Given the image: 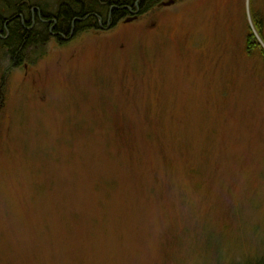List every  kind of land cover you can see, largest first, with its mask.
Listing matches in <instances>:
<instances>
[{
	"label": "rangeland",
	"instance_id": "obj_1",
	"mask_svg": "<svg viewBox=\"0 0 264 264\" xmlns=\"http://www.w3.org/2000/svg\"><path fill=\"white\" fill-rule=\"evenodd\" d=\"M6 52L0 264L264 257V0H175Z\"/></svg>",
	"mask_w": 264,
	"mask_h": 264
},
{
	"label": "trees",
	"instance_id": "obj_2",
	"mask_svg": "<svg viewBox=\"0 0 264 264\" xmlns=\"http://www.w3.org/2000/svg\"><path fill=\"white\" fill-rule=\"evenodd\" d=\"M53 1V0H52ZM51 0H0V48L5 49L7 52L3 55H10L11 60L15 65L20 64V61L25 59L26 53L39 45L47 44L50 39L49 28L53 25L55 31L62 35H68L70 32H84L88 29L96 27L100 19H107L108 10L111 9V25H115L117 21L125 14V9H121L123 5H133L135 0H81L80 3L75 0H55V7L51 12L54 13V20L56 23L42 24L36 18L35 26L31 29H26L21 21L22 16L25 22L30 19V10L37 8L41 11V18L48 20V14L45 13L44 8H48L52 2ZM159 0H139L138 7L140 14H145L153 9ZM30 2V4H28ZM95 9L99 16L98 18L88 16L95 13ZM49 17V18H47ZM84 21V22H83ZM7 22V23H6ZM80 22L82 25L80 26ZM5 23L7 25H5ZM8 32V35H7ZM7 35V36H6ZM248 42L254 40L252 37L247 38ZM250 39V40H249ZM255 41V40H254ZM243 264H264V257L258 260H248Z\"/></svg>",
	"mask_w": 264,
	"mask_h": 264
},
{
	"label": "flooded vegetation",
	"instance_id": "obj_3",
	"mask_svg": "<svg viewBox=\"0 0 264 264\" xmlns=\"http://www.w3.org/2000/svg\"><path fill=\"white\" fill-rule=\"evenodd\" d=\"M138 1L139 0H135V2H134V4L133 5H130L129 6V8L128 9H125L126 11H124V13L123 14H125L124 16H126V15H128L129 16V18L130 17H136V18H138L141 14H138V13H136L135 11L137 10V4H138ZM168 1V0H167ZM174 2H175V0H173ZM29 16H30V19L28 20V21H26L25 22V19H24V17L22 16V18H21V21H22V23H23V25H24V27H25V24L26 25H30V27H26V29H31V28H33L34 26H35V21H36V18H38V20L43 24H49V23H53V24H55L56 23V20H51V21H49V20H44V19H42L41 17V15H40V12L38 11V9L37 8H32L31 10H30V14H29ZM108 20H109V18L107 19V20H105V22H104V24H103V26L104 27H102V24H101V19H100V21L98 22V25L96 26V27H93V28H95V29H97V30H101V31H104V30H106L107 28H111L112 27V25L108 22ZM120 20V19H119ZM7 23V22H6ZM5 23V25H7ZM109 25V26H108ZM92 29V28H91ZM91 29H88V30H86V31H90ZM7 35H8V32H7ZM6 35V36H7ZM49 35H50V39H48V41H52V40H55L57 43H61V41H64L65 42V40H68V39H73V37H74V35L75 36H77V32L75 31V32H70L68 35H62V34H60L59 32H57V31H55V27L52 25L50 28H49ZM65 36H67V37H65ZM65 37V38H64ZM71 37V38H70ZM48 43V42H47ZM14 64V63H13Z\"/></svg>",
	"mask_w": 264,
	"mask_h": 264
},
{
	"label": "bare ground",
	"instance_id": "obj_4",
	"mask_svg": "<svg viewBox=\"0 0 264 264\" xmlns=\"http://www.w3.org/2000/svg\"><path fill=\"white\" fill-rule=\"evenodd\" d=\"M105 2L106 1H108V0H104ZM75 2H77V3H80L81 2V0H75ZM164 3V0H159L156 4H155V6L153 7V8H155V7H159V5H161V4H163ZM129 8V6L128 5H123L122 7H121V9H128ZM111 9L112 8H110L109 10H108V16H107V19L108 18H110L111 17ZM95 13H93V14H89L88 16H93L95 19L96 18H98V21H99V19L101 18L100 16H99V14L97 13V11H98V9L96 10L95 9ZM136 13H138V14H140V8L138 7V5H137V10L135 11ZM45 13L46 14H48L46 11H45ZM40 15H41V11H40ZM49 15V17H51L50 19H48L49 21H51V20H53L54 18V13H50V14H48ZM49 17H47V18H49ZM103 18V17H102ZM101 18V19H102ZM84 22V21H83ZM80 24V26L82 25V22H80L79 23ZM115 25H113L112 27H114ZM77 34H79L78 32H77Z\"/></svg>",
	"mask_w": 264,
	"mask_h": 264
},
{
	"label": "water",
	"instance_id": "obj_5",
	"mask_svg": "<svg viewBox=\"0 0 264 264\" xmlns=\"http://www.w3.org/2000/svg\"><path fill=\"white\" fill-rule=\"evenodd\" d=\"M174 3V1L173 0H168L167 2H164L162 5L163 6H170V5H172ZM128 20H126V22H127ZM109 26V25H108Z\"/></svg>",
	"mask_w": 264,
	"mask_h": 264
}]
</instances>
